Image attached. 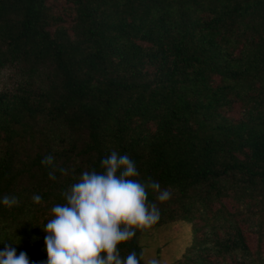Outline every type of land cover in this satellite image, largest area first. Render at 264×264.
I'll return each instance as SVG.
<instances>
[{"label":"trees","instance_id":"1","mask_svg":"<svg viewBox=\"0 0 264 264\" xmlns=\"http://www.w3.org/2000/svg\"><path fill=\"white\" fill-rule=\"evenodd\" d=\"M7 68L0 197L18 204L0 206V241L30 264L51 208L113 150L170 193L148 189L159 219L122 256L146 264V232L187 222L182 264H264V0H0Z\"/></svg>","mask_w":264,"mask_h":264},{"label":"clouds","instance_id":"2","mask_svg":"<svg viewBox=\"0 0 264 264\" xmlns=\"http://www.w3.org/2000/svg\"><path fill=\"white\" fill-rule=\"evenodd\" d=\"M42 165H53V157L45 156ZM102 171H85L78 182L64 192L65 203L51 208L52 218L43 231L44 264H140L136 252L121 255V246L127 244L137 230H146L160 216L154 204L148 202V189L159 192L161 202L170 198L167 190L149 179H137L136 164L128 155L113 150L102 158ZM49 179H55L52 171ZM42 197L33 194L32 200L40 203ZM18 204L15 196L0 197V206L13 208ZM6 241L8 243H6ZM0 244V264H30L25 252L17 254L10 240ZM150 264H159L152 259Z\"/></svg>","mask_w":264,"mask_h":264},{"label":"rangeland","instance_id":"3","mask_svg":"<svg viewBox=\"0 0 264 264\" xmlns=\"http://www.w3.org/2000/svg\"><path fill=\"white\" fill-rule=\"evenodd\" d=\"M20 82L21 76L14 68H7L0 73V91L15 92ZM193 240V226L187 222H177L162 228L150 229L141 240L144 262L150 264L152 259H156L159 264H182L181 261ZM249 244L252 251L256 252V236H250Z\"/></svg>","mask_w":264,"mask_h":264}]
</instances>
